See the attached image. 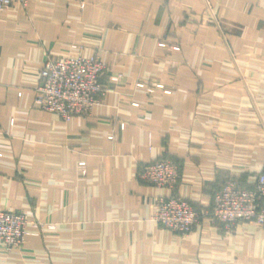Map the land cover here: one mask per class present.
Segmentation results:
<instances>
[{
	"label": "crops",
	"instance_id": "crops-1",
	"mask_svg": "<svg viewBox=\"0 0 264 264\" xmlns=\"http://www.w3.org/2000/svg\"><path fill=\"white\" fill-rule=\"evenodd\" d=\"M73 44L105 63L107 92L66 121L34 97L44 55ZM155 83L171 93L149 92ZM0 128V209L24 213L33 233L19 250L0 244V264H264V226L226 233L205 214L227 177L249 185L264 171V0H28L3 10ZM154 160L179 164L175 188L137 177ZM161 197L201 213L191 232L153 219Z\"/></svg>",
	"mask_w": 264,
	"mask_h": 264
},
{
	"label": "built area",
	"instance_id": "built-area-1",
	"mask_svg": "<svg viewBox=\"0 0 264 264\" xmlns=\"http://www.w3.org/2000/svg\"><path fill=\"white\" fill-rule=\"evenodd\" d=\"M28 0H0V12L15 5L26 7ZM220 26L219 22H216ZM72 53L53 58L44 55L40 72V85L35 90L34 103L47 113H54L69 121L74 116H88L93 107L101 102L107 90L100 81L105 63L95 55L84 56L79 47L71 45ZM139 88L147 85L139 81ZM148 87V86H147ZM154 88L170 94L164 84ZM132 106H138L133 103ZM119 129L125 124L119 123ZM1 132V128H0ZM113 139V135L108 136ZM137 177L163 189H173L180 178V166L170 160H154L141 164ZM226 233L233 232L241 222L264 226V171L258 173L249 185L241 184L235 176H229L219 190L214 192L210 209L205 212ZM201 213L182 198L161 197L157 200L153 219L172 233L191 232L200 220ZM28 221L22 212L0 209V244L11 252L19 250L26 239L33 235L26 227ZM53 228L52 226H48Z\"/></svg>",
	"mask_w": 264,
	"mask_h": 264
}]
</instances>
